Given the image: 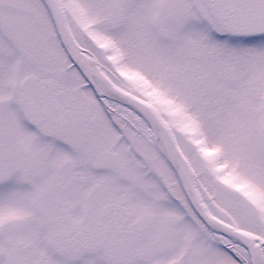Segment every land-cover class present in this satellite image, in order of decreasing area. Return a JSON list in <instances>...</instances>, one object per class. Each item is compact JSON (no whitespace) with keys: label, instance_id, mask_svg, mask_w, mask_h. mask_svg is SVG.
<instances>
[{"label":"snow or ice","instance_id":"6c2138e0","mask_svg":"<svg viewBox=\"0 0 264 264\" xmlns=\"http://www.w3.org/2000/svg\"><path fill=\"white\" fill-rule=\"evenodd\" d=\"M0 264H264V0H0Z\"/></svg>","mask_w":264,"mask_h":264}]
</instances>
